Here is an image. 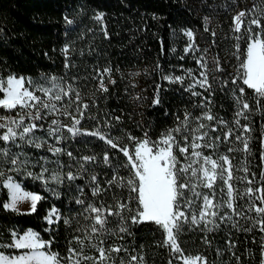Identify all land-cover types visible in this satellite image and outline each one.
Segmentation results:
<instances>
[{
	"label": "trees",
	"instance_id": "obj_1",
	"mask_svg": "<svg viewBox=\"0 0 264 264\" xmlns=\"http://www.w3.org/2000/svg\"><path fill=\"white\" fill-rule=\"evenodd\" d=\"M240 12H245L246 16L244 26L237 33L234 18ZM97 16L102 19L97 20ZM254 18L260 19L264 27V0H0V80L11 75L30 79L35 87H52L55 83L65 90L71 85L75 90L56 102L62 112L39 110L43 119L34 122L43 127L38 128L34 136L45 141L43 147L36 148L19 139L15 143L0 139V149L7 150V155H0V172L3 173L0 176V245L12 244L13 233L20 236L32 230L41 240L51 241L46 251L58 254L60 264H73L76 259L81 264H101L93 244L106 250L117 246L127 250L109 253V258L102 264L113 261L129 264L132 256L137 257L132 264H169V261L176 264L173 251L164 245L166 233L160 226L154 222L133 224L130 220L139 205L135 199L137 194L126 184L133 177V170L119 148L126 145L131 154L136 142L129 140V135L142 139L147 132L152 141H158L162 134L177 127L181 131L173 135L183 146L192 141L198 134V125L203 123L207 127L201 129L202 133H208L205 141L213 145L209 148L210 155L214 159L228 156L234 177L247 176L253 180L252 185L234 180L235 188L242 191L248 186L255 188L264 183L261 181L264 173V100L258 107L253 90L240 79L232 83L244 58L248 22ZM251 27L253 32L261 31L255 25ZM189 31L192 37L187 35ZM238 35L242 37L239 41L236 40ZM214 59L223 71H214ZM201 64H206L207 68H202ZM109 67L112 70L110 78L115 84L105 75L108 91L104 92L99 90V73ZM205 71L211 84L209 90L197 83L203 79L200 73ZM175 77L182 80L177 81ZM225 80L227 85L223 84ZM240 88L245 89L243 97L251 106V111L245 113L248 119L237 116L240 105L236 97L241 95ZM76 92L80 94L79 100ZM3 96L4 92L0 91V98ZM157 97L158 104L154 102ZM83 104L88 108L84 109ZM78 105L83 117L76 111ZM37 109H32L33 113ZM29 111L0 107V117L18 119ZM63 111L80 119V128L87 132L98 131L99 135L72 136L67 127H61L65 138L57 142L55 135H48L49 127H56L51 122L57 120L64 126L74 123ZM206 112L216 119H204ZM186 113L190 115L184 125ZM237 119L240 125H236ZM5 122L0 119V123ZM29 122L24 121L25 124ZM242 125H248L251 131L243 132ZM229 129L233 135L225 139ZM5 132L6 129H0V136ZM101 136L112 138L118 147L111 148ZM184 136L188 137L187 141ZM236 136L248 139L250 153L242 150L243 144L235 139ZM52 147L63 151L56 154L49 150ZM68 152L72 156H68ZM17 156L19 161L27 163L12 164L11 160ZM84 156H94L95 160L84 161ZM245 166L248 173L238 170ZM69 172L76 178L67 179ZM56 176L59 179H55ZM9 178L23 190L42 197L33 213L3 207L10 199L4 185ZM114 179L116 183L110 184L109 181ZM191 183L200 196L184 189L185 197L193 203L191 207L181 208L189 215L178 239L182 255L202 256L206 258V264H264V232L260 231L259 225L253 227L260 217L247 211L248 197L235 203L238 209L245 206L242 210L253 219L235 216L226 205L213 208L212 211L232 215V220L221 222L215 218L219 227L208 232L203 230L204 222L191 223L190 214L198 216L204 196L214 204H223L228 199L225 185L219 179L212 189L195 187L192 179ZM97 185L103 191L93 195L92 190ZM77 200L83 203H77ZM117 202L126 203L133 210L122 213L128 232H118L121 217L112 215L107 217L109 231L92 234L90 226L94 221L86 217L95 214L85 209L91 204L102 210L112 206L115 211ZM256 204L259 206L261 202L257 200ZM53 210L56 219L49 223ZM207 219L214 218L209 216ZM236 221L239 226L233 227ZM85 228L89 231H83ZM248 228L251 231H244ZM86 235L94 238L91 242L85 240L83 246L74 239ZM205 237L210 244L205 243ZM229 241L235 247H230ZM69 249H76L79 255H72ZM0 252L7 255L21 253L2 246ZM69 256H72L71 260Z\"/></svg>",
	"mask_w": 264,
	"mask_h": 264
},
{
	"label": "snow or ice",
	"instance_id": "obj_2",
	"mask_svg": "<svg viewBox=\"0 0 264 264\" xmlns=\"http://www.w3.org/2000/svg\"><path fill=\"white\" fill-rule=\"evenodd\" d=\"M246 16L245 12H240L235 18V28L234 30L239 33L241 31L242 26H244V17ZM97 20L102 19V16H97ZM69 24L72 21H67ZM252 25H255L257 28L261 29L260 32H253ZM248 33V42L246 44L245 52L243 53V60L240 62L238 67V74L236 77L232 79V83L235 84L237 79L242 80V83L247 86V88L253 90L255 94L256 105L259 107L261 104V100H264V27L261 26L260 19H252L248 22V26L246 29ZM187 35L192 37V32H188ZM214 35V33H213ZM242 39L241 36H237L236 40L239 41ZM240 45L236 44V49L239 51ZM67 48H65V52H67ZM214 64L216 65L214 71H223V69L219 66V62L214 59ZM67 66V65H66ZM202 68H207L206 64H201ZM111 68H105L101 73H99V90L107 92L108 88L104 84V76L107 75L109 77V82L115 84V80H111ZM200 75L203 77L202 80H198L197 83L201 88L205 90H209L211 88V84L208 81L207 72H201ZM166 79H173L171 77H165ZM55 81V78H52ZM175 80H182L181 77H175ZM27 83L29 85L32 84L31 80H28ZM228 81H223L224 85H227ZM25 78L16 76H9L6 81L0 80V91L4 92L3 98H0V107L5 109H16L17 107L21 109H37V105L41 108L48 111H59L55 103H49L45 101L41 96H37L35 93L37 91L42 92L44 96L48 98V101H62L64 97L69 96L75 90L68 85L67 90L64 87L53 83L52 87H44L39 86L35 87L33 90H29L24 87ZM239 92L240 96H237L236 99L240 105V110L237 112V116H243L245 119H248V116L245 114L246 112L251 111V106L244 99L243 94L245 92L244 88H240ZM194 95H199V93H193ZM76 99H80V94L78 92L75 93ZM207 99V98H205ZM155 103H159V98L157 97L154 101ZM81 106H77L76 111L80 113V116L83 117L84 113L80 111ZM82 107L84 109L88 108L87 104H83ZM64 115H68L72 117L74 123L71 126L61 125L59 121L53 120L51 123L56 127H49L48 135L57 137V142L64 139L61 132V127H67V131L72 134V136L76 135H99L98 131L87 132L79 127L81 124V120L75 116H72L70 112L64 111ZM188 113L185 114L184 125H187L189 119ZM204 119L212 121L216 119L213 115L206 112L204 114ZM7 121V123H0V129H6V132L0 136L5 142L15 143L17 139L23 141L26 144H31L36 148H41L44 146L45 141H40L37 137L34 136V132L38 128H42V125H37L34 121L41 120L43 117L39 109L33 114L31 111L26 112L24 115L19 116V118H10V117H0ZM29 120L30 122L25 124V120ZM119 120V117H116ZM194 119L200 120L201 117H195ZM236 125H240L239 119L235 121ZM14 125L15 127H12ZM207 125L200 123L197 127V131L206 128ZM243 132L251 131L248 125L240 126ZM19 129V131H17ZM213 131L215 129H212ZM181 129L179 127L175 129L169 130L167 133L162 134L161 138L158 141H152L148 136V133H144V137L142 139H138L136 137L128 136V139L131 141H135L134 151L130 154L129 148L125 145L119 148V150L123 153V155L127 158L128 165H130L133 170V177L129 178L126 181L127 186L131 192H135L137 195L135 199L138 201V207L135 209V214L130 217V220L133 224H139L144 222H154L156 225L160 226L164 232L166 233V239L164 241V245L171 248V250L175 253H182L183 250L180 247L178 242L179 235L183 228V223L189 221V215H186L184 211L181 210L182 206L191 207L192 200L186 198L184 195V189H189L193 192V194L197 197L200 196V193L195 192V188L191 183V177L185 179V176L189 171L191 172L192 177H197L198 174L202 173L203 179L201 183L204 187L209 189L213 188V185L219 179L226 188V196L228 199L224 201L223 204L217 205L214 204L212 200L209 199L208 196L203 197L204 208L201 210L197 216V214H190V222L196 225H199L201 222H204V231L211 232L219 227L215 218H218L219 221L223 222L224 220L231 221L232 215L228 213L221 214L219 211H212L213 208H222L226 205L228 209L232 210V213L235 216L243 217L245 219H253L252 217H248L245 212L241 209H238L236 205V201L242 200L245 196L248 197L249 203L246 205L248 212H255L259 215L260 219L256 220L253 224V227L259 225L260 231L264 232V183H261L258 187L248 186L242 191L238 188H235L233 185V181L244 182L247 185H252L253 180L249 179L247 176L242 177H234L233 175V166L231 164V160L228 156L218 157L217 159H213L211 156H203L202 152L196 151L198 148L202 147H212V144L201 145L197 143V140H202L206 136H208L207 132H203L202 135L197 136L196 140H194L191 144L185 143L181 146L180 141L177 140V137L173 135V133H179ZM59 134V135H57ZM233 135L231 129H229L225 133V139H228ZM101 139H106L107 144L116 149L118 147V143L114 142L112 138H108L105 136H101ZM185 141L188 140L187 136L183 138ZM216 139H219L217 137ZM236 140H240L243 144V151L249 152L250 149L248 146V139L242 136H236ZM192 149L191 155L201 158L197 160L201 166L197 169L192 168L191 164L182 165L180 163L179 154H187L189 149ZM56 154H59L63 151V149L59 147H52L49 149ZM229 151H233V149H229ZM68 156H72L71 152L66 153ZM0 155H7V150L0 149ZM84 161H94V156H84L82 157ZM105 163L108 162V156L105 154L104 157ZM20 163L21 165L26 164L27 161H19V157H14L11 160L12 164ZM206 165H211V167H206ZM242 170L245 173L249 172L247 166L243 167ZM46 171V169H45ZM3 173L0 172V176ZM28 175H32V173H28ZM253 177L255 174H252ZM55 179H59L58 176L54 177ZM76 177L69 172L67 174V179L72 180ZM121 183H123V178H120ZM92 181H96V176H92ZM261 181H264V173L261 175ZM110 184L116 183L115 179L109 181ZM7 187L11 189V201L9 203H5L3 207L5 209H9L12 211H19L17 208V203L19 201L30 200L31 201V211H35L36 202L42 199L41 196L24 191L21 188V185L18 183H13L9 178V182ZM224 191V189H221ZM103 190L97 185L92 190L93 195H99ZM259 200L261 205H257L256 201ZM183 202V203H182ZM77 203H83L81 200H77ZM115 207V211H113L112 206L107 209H103L102 207H97L95 205H89L85 211L89 213H94V216L86 217L92 219L94 222L90 226V232L92 234L107 232L109 229L106 227L108 224V216L116 215L121 217V225L118 229L119 233H127L128 228L125 226V217H123L122 213L127 210L128 212H132L133 210L128 207L126 203L117 202ZM107 213L105 215L104 213ZM55 210H53V214ZM209 216L214 219H207ZM49 222H53L51 219V214L49 216ZM65 223H68L66 220ZM211 225L212 227H209ZM239 222L236 221L233 223V227H238ZM83 231L88 232L89 229L85 228ZM244 231H251V228L244 229ZM14 242L8 245H0L2 247L16 248V249H27L29 252H25L24 254L9 257L5 256L3 253H0V264H60V259L58 254L41 251L46 247H50L51 241H43L39 238V235L32 230H27L23 235L17 236L16 233H13ZM94 237L92 235H86L81 238L79 236L74 237V239L80 245H84L85 240L89 242L92 241ZM123 237H121L122 239ZM103 244V241L99 242ZM205 243H211L205 237ZM230 247H235V245L229 241ZM99 253V259L102 262L109 258V253L116 252L119 253L121 251H127L122 247H110L109 249H105L104 247H100L98 244H93ZM264 247V244H262ZM69 253L72 255H79L76 249H69ZM68 259H72V256H69ZM85 259H93L92 257H85ZM142 259V258H141ZM239 259V258H237ZM137 261L136 256H132L130 258L129 264ZM201 261H204L206 264V258L202 256L195 257H185L184 264H200ZM73 264H81L79 259L73 261ZM112 264H115L113 261ZM123 264V261H121ZM169 264H172L169 261Z\"/></svg>",
	"mask_w": 264,
	"mask_h": 264
},
{
	"label": "rangeland",
	"instance_id": "obj_3",
	"mask_svg": "<svg viewBox=\"0 0 264 264\" xmlns=\"http://www.w3.org/2000/svg\"><path fill=\"white\" fill-rule=\"evenodd\" d=\"M238 15V14H237ZM234 26H235V21H234ZM7 80V79H6ZM6 80H2V81H6ZM28 80H30V79H25V84H24V87L25 88H28L29 90H33L34 88H35V86L33 85V83L31 84V85H29L28 83H27V81ZM32 82V81H31ZM37 96H41L45 101H47V102H49V103H55L56 104V106H57V109H59V111H61L62 112V109L58 106V103H56L57 101H48V98L46 97V96H44V94L42 93V92H39V91H37L36 93H35ZM39 105H37V107H38ZM39 110L41 109V107H39L38 108ZM30 111L33 113V111H32V109H30ZM57 112V111H56ZM64 112V111H63ZM34 114V113H33ZM5 123H7V122H5ZM12 127H15L14 125H11ZM200 135H202V130H199L198 131V134L197 135H195L194 137H193V139H192V141L191 142H188L187 144H191L194 140H196V137L197 136H200ZM206 138V137H205ZM202 139V140H197L196 142L197 143H199V144H201V145H208L207 143H206V139ZM210 147H202V148H198V149H196V151H200V152H202V154H203V156H211L210 155V152H209V149ZM191 152H192V149L190 148L189 149V152L187 153V154H179L178 156H179V159L181 160V164L182 165H188V164H191L192 165V168H194V169H197V168H199L201 165L199 164V163H197V160H200L201 158H198V157H195V156H192L191 155ZM212 157V156H211ZM213 158V157H212ZM214 159V158H213ZM206 167H211V165H206ZM186 177L188 178V177H191V179L193 180V182H194V184H195V187H197V186H201V187H204L203 186V184L201 183V181H202V179H203V176H202V173H200V174H198V176L197 177H192L191 176V172L189 171V173H187L186 174ZM9 180V179H8ZM13 180V179H12ZM15 182V181H14ZM17 183V182H16ZM4 185H5V183H4ZM6 187V186H5ZM7 188V187H6ZM204 188H207V187H204ZM9 191V193H10V199H9V202L11 201V195H12V192H11V189L10 190H8ZM25 191V190H24ZM8 202V203H9ZM28 204V200H25V201H22L21 203H17V205H20V206H24V204ZM203 208H204V201H203V206H202V210H203ZM18 212V211H17ZM21 213V212H20ZM51 219H52V221H54L56 218H55V216H54V214H51ZM48 222H49V218H48ZM50 223V222H49ZM52 223V222H51ZM174 253V258H175V260H176V264H184V258H185V256H183L182 255V253H175V252H173ZM200 264H204V261H201L200 262Z\"/></svg>",
	"mask_w": 264,
	"mask_h": 264
},
{
	"label": "crops",
	"instance_id": "obj_4",
	"mask_svg": "<svg viewBox=\"0 0 264 264\" xmlns=\"http://www.w3.org/2000/svg\"><path fill=\"white\" fill-rule=\"evenodd\" d=\"M11 181L13 183H16L14 182V180L11 179ZM9 180H7L5 182V186L7 187V184H8ZM22 188V187H21ZM8 190H10L8 187H7ZM22 201H19V203H21ZM39 201L36 202V207H37V204H38ZM17 208L19 209L18 212H21V213H33V211H31V201L28 200V204H24V206H20V205H17ZM36 210V209H35ZM21 236V235H20ZM40 238V237H39ZM13 242H14V239H13ZM13 250H17V251H20L21 253L18 254V255H21V254H24L25 252H29L30 250H27V249H16V248H11ZM41 251H46V248L44 249H41ZM1 253V252H0ZM5 256H9V257H15V256H18V255H7V254H4Z\"/></svg>",
	"mask_w": 264,
	"mask_h": 264
}]
</instances>
